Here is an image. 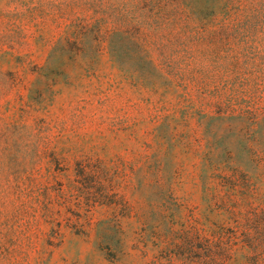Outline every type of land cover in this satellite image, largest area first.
<instances>
[{
  "label": "rangeland",
  "instance_id": "374dc122",
  "mask_svg": "<svg viewBox=\"0 0 264 264\" xmlns=\"http://www.w3.org/2000/svg\"><path fill=\"white\" fill-rule=\"evenodd\" d=\"M259 140L264 0H0V264H195Z\"/></svg>",
  "mask_w": 264,
  "mask_h": 264
},
{
  "label": "trees",
  "instance_id": "16d2710c",
  "mask_svg": "<svg viewBox=\"0 0 264 264\" xmlns=\"http://www.w3.org/2000/svg\"><path fill=\"white\" fill-rule=\"evenodd\" d=\"M258 143L262 150L259 149L255 156L256 172L252 177L256 187L255 200L264 204V143L261 140ZM199 176L203 179L202 189H205L208 178L206 170ZM248 227L251 232L236 234L227 233L223 224L195 223L189 240L193 262L211 264L219 257L225 264L233 261H237V264H264V206L254 212Z\"/></svg>",
  "mask_w": 264,
  "mask_h": 264
}]
</instances>
